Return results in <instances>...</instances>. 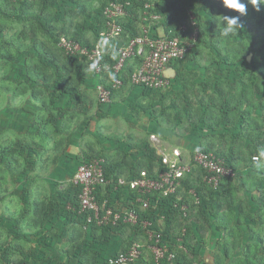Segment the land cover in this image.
Instances as JSON below:
<instances>
[{"label": "crops", "instance_id": "1", "mask_svg": "<svg viewBox=\"0 0 264 264\" xmlns=\"http://www.w3.org/2000/svg\"><path fill=\"white\" fill-rule=\"evenodd\" d=\"M260 10L264 11V7L260 6ZM247 14L251 15L250 10ZM241 24L243 35L255 39L256 30L251 33L244 23ZM150 30L157 34L164 32V28L158 27ZM87 36L92 40L91 35ZM125 40L122 37L116 40V50ZM235 40L234 36L232 46L237 45ZM252 55L251 52L246 55L247 62ZM193 56L170 62L164 71L170 85L153 91L130 83L129 72L137 64L136 57L127 59L122 85L111 91V102L108 104L99 102L96 84L112 82L111 71L102 74L88 71L78 90L71 91L73 100L69 93H63L56 100V105L64 109L57 121L63 126L55 135L50 132L46 148L39 145L37 136L34 137L38 125L31 111L37 107L35 101H31L26 94L16 95L9 91L5 95L2 92L0 104L4 105L0 107V137L5 134L4 131L10 134L16 129L23 143L33 140L38 146H33L35 152L33 148H21L15 144V137L8 143H0L15 148L12 155L6 156V163L0 162V264H5L7 260H23L27 264H108V257L127 250L134 242L140 243V256L133 264H156L153 244L137 225L121 222L113 229L96 224L87 230L81 227L75 203L72 202L76 190L73 177L80 161L91 155L107 160L106 165L111 172L126 178L145 169L146 161L151 160L152 154L160 156L165 153L160 143L170 149L178 147L185 154L200 148L202 142L199 135L189 129L184 107L199 109L200 93L198 96L196 93L201 91L200 84L211 76L222 78L227 97H233L231 108H234L232 112L235 116L230 122L234 126V136L239 137L240 129L249 126L248 123L253 122L255 117L259 116V120L264 117L261 106L264 94H258L261 95L259 98L254 92L258 88L264 91V82L253 84L246 79L253 72L250 66L245 73L239 67L240 63L232 62L229 66L225 58L219 60L216 56L213 71L209 63L214 57ZM75 92L79 94L76 101ZM209 94L208 90L207 96ZM227 97L222 94L214 103L215 118L221 119L222 123L219 126L221 133L230 132L224 129L225 116L218 108L229 102ZM244 97L246 100L240 101ZM20 101L22 103L17 105ZM234 104L241 106L244 116L240 113L236 115L238 110H235ZM204 106H208L207 102ZM178 111L180 116L173 122V116ZM48 118L50 115H40V121ZM246 134L249 135L248 131ZM7 160H12L11 166L16 168L7 166ZM191 177L190 183H194L196 179ZM184 186L179 188L175 200L184 203L187 216L182 215L180 208L174 213L169 204H164L159 197L150 200L149 208L143 209L142 199L146 197L125 185H118L117 181L113 188L102 187L100 195L108 198L116 212L134 210L138 215L145 212L153 218L155 226L162 231L160 244L164 257L160 264H188L191 260V264L199 261L216 264V257L225 250L219 240L227 239L230 233L215 230L212 224L216 221L215 217L206 218L203 214L201 219L194 220V201ZM226 214L225 217H229V213ZM213 246L215 255L209 259Z\"/></svg>", "mask_w": 264, "mask_h": 264}, {"label": "trees", "instance_id": "2", "mask_svg": "<svg viewBox=\"0 0 264 264\" xmlns=\"http://www.w3.org/2000/svg\"><path fill=\"white\" fill-rule=\"evenodd\" d=\"M34 1L0 0V95L2 92L6 95L10 91L16 95L26 94L29 99V96L34 98V104L37 107L31 113L38 125L34 137H38L39 145L43 148H46L45 142L49 140L50 132L55 135L57 131L62 130L63 124L57 121L59 114L62 115L64 109L56 105V100L63 93H69L73 100L71 91L78 90V85L83 81L87 72H92L89 70L92 61L88 60L86 55L66 53L58 46L59 37L64 35L78 41L82 46L92 48L100 40V32L104 29L103 9L111 1L122 3L126 10V14L120 22L122 32L117 37V39L126 38L125 42L141 33L140 24L150 30V28L156 27V21L163 23L164 33L167 36H179L176 17L180 11L190 8L199 34L197 42L195 41L189 49V53L192 52L195 55L199 46L203 45L210 50L212 57H214L209 63L213 71L216 56L219 60L223 57L229 66L232 65V62L240 63L239 67H242L246 71L245 73H247V67L250 66L253 72H250V76H247L246 79L253 84L264 82V11H256L250 3L247 5V12L250 10L251 15L241 16L234 10L224 8L220 0H161L160 5H156L152 0H105L102 3V11L98 7L94 8L95 14L91 15L88 8L92 3L87 2V0H38V10L34 9ZM146 4H148V8L145 7ZM98 6L101 7V3ZM260 6L264 7V4ZM152 14L158 15L159 19L149 25ZM226 14L241 16V22L245 24L246 28H249V32L253 33L254 29L256 30L255 39L252 40L243 35L240 27L236 28L235 32L228 37L222 36L221 33L226 26L223 16ZM203 15H207V24L202 28L200 23L203 22ZM144 16H147V20L144 19ZM10 21L21 22L23 26L17 31ZM90 34L92 40L87 36ZM203 36H207V38L205 39ZM234 36L236 37V46H232ZM27 37L30 41L28 44L25 43ZM117 39L113 38L110 42L116 46ZM250 52L253 54L252 59L247 62L245 57ZM135 57L136 67H138L143 58L140 55ZM114 62L115 59L111 58L110 50L103 51L100 58V74L111 71L112 76L114 75L115 78H120L123 81L125 67L119 75L114 74L111 69ZM132 71L133 68L128 72L131 73ZM94 73L97 72L94 70ZM111 83L104 84L114 92L116 89L112 87ZM223 83L222 78L216 76L204 80L200 84L201 103L199 109L185 106L184 114L185 119L190 123L189 129L200 137L202 145L198 149L211 151L216 156L223 158L225 165L230 167L234 174L230 177L221 178L216 189L209 187L202 181V170L200 169L196 175H191L194 180L196 179L194 183H190L192 177L186 178L183 183L186 190L195 189L199 203L193 204L199 209L201 208L202 211L206 210L204 213L201 211L202 215L206 214L207 216L208 214L211 218L215 217L216 221L213 224L215 230L230 233L227 239L222 240L225 250L219 256L222 261L216 257V264H264V231L259 230V228H264V167L257 168L252 158L258 155V149L264 146V117L261 120H259V116L255 117L253 122L248 123L249 126L240 129L239 137L234 136L232 133L234 126L230 122L231 117L235 116V113L232 112L234 108H231V103L234 101L231 95V97H227L228 93ZM148 90L153 91L155 89ZM208 90L210 94L207 96ZM254 92L256 95L264 94L260 88ZM222 94L229 98V102L225 103L224 107L218 106V108L220 111L223 110L221 113L225 116L224 129L230 131L223 133L219 130V126L222 124L221 119L215 118L213 110L216 107L214 103ZM260 96L258 95L259 98H261ZM77 97L79 94L75 92V101ZM244 100H246L245 97L243 100L240 99V101ZM206 102L208 106H204ZM261 106L263 107L262 111H264L263 102H261ZM234 107L235 110H238L236 115L239 113L241 116L245 115L240 111L241 106L234 104ZM205 108L207 109L203 112ZM246 113L248 114L249 111ZM40 115H50V119L40 121ZM179 116L180 112L178 111L173 116V122ZM194 117H196L195 121L193 120ZM191 122H196V124L192 125ZM247 131L249 135L246 134ZM48 133L49 135H47ZM240 141L242 143H239ZM15 144L24 149L38 146L33 140L23 143V140L19 139ZM14 151L15 148L12 146L2 147L0 145V162L6 163V156L12 155ZM152 155L150 156L151 160H147L144 167L148 171H152L153 167L158 164L159 156ZM92 157L102 158L98 155H91L83 160ZM103 160L105 176L109 180L112 179L107 187L113 188L119 175L111 172L106 165L107 160ZM11 161L7 160L8 165H6L12 167ZM134 175L135 173L126 178L130 179ZM75 186V199H72V202L75 203V209H78L80 187ZM237 186L244 189L242 193L244 197H236L239 193ZM100 189H97L96 194L102 200L103 195H100ZM145 197L154 200L156 196L146 195ZM241 198H245V200L236 202V199ZM159 199L164 204H169L170 210L174 213L180 210L181 202H176L175 195L159 197ZM174 201L176 206H174ZM221 204H225V214L222 217H217V210ZM226 213H229L227 218L225 217L227 216ZM76 214L82 227L81 215L77 212ZM139 215L149 217L145 212ZM118 224L122 223H109L103 226L113 229ZM153 225L155 226L154 220ZM137 226L139 227V224ZM222 241L219 240V243ZM7 262L8 260L5 263ZM20 262L23 260L17 263ZM191 262L192 260L188 264ZM198 263L203 264L201 261Z\"/></svg>", "mask_w": 264, "mask_h": 264}, {"label": "built area", "instance_id": "3", "mask_svg": "<svg viewBox=\"0 0 264 264\" xmlns=\"http://www.w3.org/2000/svg\"><path fill=\"white\" fill-rule=\"evenodd\" d=\"M148 8V4L145 5ZM145 8V9H146ZM126 14L124 6L120 2L111 1L104 9V29L100 32L109 37L117 39L122 32L120 24L122 17ZM158 15L152 14L150 19H157ZM147 20V16H144ZM141 33L129 38L123 45L117 49V58L111 69L114 74H120L127 59L137 55L142 56V63L136 67L129 75L130 83L144 87L146 89H165L170 85L169 79L164 71L172 61L183 59L185 54L193 46H188L181 42L179 36H167L151 33L148 27L144 26ZM58 46L66 53L86 55L90 61H98L95 71L100 73V58L103 55V49L98 42L92 48L82 46L78 41L61 35L58 40ZM112 87L119 88L122 85L120 78L112 80ZM98 100L101 104L111 102V89L104 83L96 84ZM154 137L153 135L151 136ZM187 155V154H186ZM257 156V155H255ZM254 157V156H253ZM252 157V158H253ZM225 160L216 156L211 151L196 149L190 152L188 157L178 147H174L168 153L159 156L158 164L152 171L141 169L130 179L119 177L118 185H125L135 190L139 195L169 197L177 196L180 187L184 186V180L196 175L200 170L202 181L211 188L216 189L221 178L230 177L234 174L232 169L225 165ZM73 183L80 187L78 194L79 208L76 212L81 215L82 226L87 230L91 225L103 226L109 223L128 222L133 225L139 224L140 229L152 242L155 261L158 262L164 256V249L161 247L162 231L153 225V218L139 216L134 210L120 213L113 210L107 197L99 199L96 192L98 188L105 187L111 183L106 178L103 168V159L92 157L82 160L73 177ZM188 193L195 204L199 203L194 188H189ZM150 199H142L143 209L149 208ZM176 204V203H175ZM180 209L183 216H187V208L181 203ZM140 256V243L134 242L127 250L120 251L107 259L108 264H133ZM5 264H27L26 262H7Z\"/></svg>", "mask_w": 264, "mask_h": 264}, {"label": "rangeland", "instance_id": "4", "mask_svg": "<svg viewBox=\"0 0 264 264\" xmlns=\"http://www.w3.org/2000/svg\"><path fill=\"white\" fill-rule=\"evenodd\" d=\"M10 1V0H9ZM105 0H98L97 2H96V0H87V2H91L92 4L89 6V10H90V12H91V15H94L95 14V12H94V8H99V9H101V11H102V9H103V7H102V3L104 2ZM14 2V1H13ZM152 2H154L156 5L157 4H161V0H152ZM100 3H101V7L100 6H98V5H100ZM38 4H39V1L37 0H35L34 1V9H37L38 10ZM204 16V18L202 19L203 20V22H201L200 24H201V27L203 28V27H205L206 26V24H207V21H206V17H207V15H203ZM159 18H157V19H153V20H149V25H150V23H152L153 21H156V20H158ZM176 19H177V21H176V25L179 27V29H178V31H179V37L181 38V42L184 44V45H189L190 43H192V45L195 43V41L197 42V39H198V34H199V30H198V28H197V26H196V23H195V21H194V19H193V14H192V12H191V10H190V8H188V9H186V10H184V11H180V14H178L177 15V17H176ZM10 23H13V26H15V28H16V30L18 31V30H20L21 28H22V26H23V24L21 23V22H18V21H10ZM162 22L161 21H156V23H155V25H156V27H158V28H161V29H163L164 28V26H162ZM141 25V27H142V29L143 28H145L142 24H140ZM162 34V33H161ZM91 35V34H90ZM205 39L207 38V36H203ZM26 41V40H25ZM25 43H30V41H29V38L27 37V41L25 42ZM107 51V50H106ZM189 51L190 50H188L187 51V53L185 54V57L182 59V60H186V59H188V58H190V57H192V55H194L192 52H190L189 53ZM194 56H203V57H207V56H209V57H212L213 55L211 54V52H210V50L208 49V48H205L203 45H201V46H199V49L197 50V52H196V54L194 55ZM193 56V57H194ZM198 59V58H197ZM198 61V60H197ZM181 65H183L184 64V62H183V64H182V62H179ZM199 64V63H198ZM185 66V65H184ZM183 66V67H184ZM195 69V68H194ZM186 72H190L189 70H187V69H184ZM92 71V74H94V70H91ZM195 71V70H194ZM200 93V91H198V93H196V95L198 96V94ZM30 97V100L31 101H34V98L33 97H31V96H29ZM18 103H22L21 101L20 102H17V105H18ZM2 105H4V104H0V107H2ZM4 133L5 134H2L1 135V137H0V143H8V142H10L11 140V138L12 137H15L13 140H15V142L16 141H18L19 139H21V135H18V134H20L19 132H18V130H16V129H14V131L12 132V133H10V134H6V132L4 131ZM5 137H7V138H5ZM24 137H25V135H24ZM5 138V139H4ZM214 139H215V137H213ZM2 147H10L11 145L10 144H2L1 145ZM160 146L161 147H163L164 148V150H166V151H170L171 149L169 148V147H167L165 144L163 145V144H161L160 143ZM165 151V153H168V152H166ZM187 154V155H186ZM185 154V156L186 157H188V155L190 154V153H186ZM13 167V166H12ZM14 168V167H13ZM237 188H239V193H238V195L236 196V197H244V195H242V193H243V188L242 187H239V186H237ZM242 189V190H241ZM239 200H245V198H241V199H236V202L237 201H239ZM225 207V204H221V206H220V208L218 207V212H217V217H222L224 214H225V211H224V208ZM199 207L198 206H195V207H193V209H192V215L193 214H195L193 217H194V220L195 221H198L199 219H201V215H202V213H201V208L199 209ZM245 210L247 209V208H244ZM249 209V208H248ZM204 211H206V210H203L202 212L204 213ZM207 217H210L208 214H207ZM212 224H215V222L214 221H212ZM259 230L260 231H264V228L263 229H260L259 228ZM208 236H210L209 235V233H208ZM222 241V240H221ZM223 243V241L222 242H220V244H222ZM215 245V244H214ZM213 255H215V250H214V246L212 247V249H211V252H210V255H209V259H210V257H212V258H214V256ZM204 261H202V263H203ZM195 264H199L198 262L197 263H195ZM201 264V263H200ZM204 264V263H203ZM205 264H206V262H205Z\"/></svg>", "mask_w": 264, "mask_h": 264}, {"label": "clouds", "instance_id": "5", "mask_svg": "<svg viewBox=\"0 0 264 264\" xmlns=\"http://www.w3.org/2000/svg\"><path fill=\"white\" fill-rule=\"evenodd\" d=\"M220 3L224 8L234 10L235 12L243 16L247 14L248 3L253 5L256 11H260V5L264 4V0H220ZM241 16L227 14L223 16L226 26L221 33L222 36L228 37L235 31L236 28L243 27V25L241 24ZM98 44L102 49L110 50L112 59L117 58L118 53L116 50V46L110 42L109 37L102 34L101 39L98 41ZM97 64L98 61H93L89 66V70H95ZM112 78L115 79V76L113 75ZM253 163L257 168L264 167V146L258 149V155L253 157Z\"/></svg>", "mask_w": 264, "mask_h": 264}, {"label": "bare ground", "instance_id": "6", "mask_svg": "<svg viewBox=\"0 0 264 264\" xmlns=\"http://www.w3.org/2000/svg\"><path fill=\"white\" fill-rule=\"evenodd\" d=\"M163 257H164V256H163ZM163 257H162V258H163ZM162 258H160V259H159V261H158V262H156V264H160V260H161ZM194 264H195V263H194Z\"/></svg>", "mask_w": 264, "mask_h": 264}]
</instances>
